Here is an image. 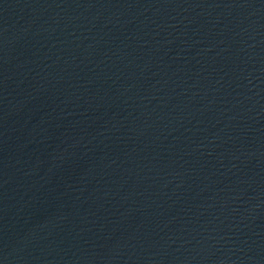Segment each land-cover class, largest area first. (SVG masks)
Here are the masks:
<instances>
[{"label":"water","instance_id":"water-1","mask_svg":"<svg viewBox=\"0 0 264 264\" xmlns=\"http://www.w3.org/2000/svg\"><path fill=\"white\" fill-rule=\"evenodd\" d=\"M0 264H264V0H0Z\"/></svg>","mask_w":264,"mask_h":264}]
</instances>
